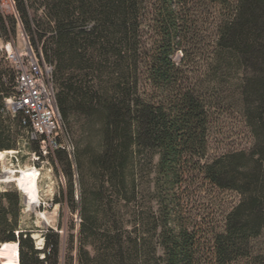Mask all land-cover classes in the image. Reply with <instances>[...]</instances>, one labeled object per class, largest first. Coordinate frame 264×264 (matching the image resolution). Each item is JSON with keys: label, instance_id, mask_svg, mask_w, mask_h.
<instances>
[{"label": "trees", "instance_id": "1", "mask_svg": "<svg viewBox=\"0 0 264 264\" xmlns=\"http://www.w3.org/2000/svg\"><path fill=\"white\" fill-rule=\"evenodd\" d=\"M13 1L52 66L66 131L76 118L96 127L99 140L95 148L74 145L73 160L64 150L50 158L67 177L61 195L72 209L73 169L81 176V222L65 256L62 236L51 228L36 246L21 225L22 195L12 187L0 191V246L17 243L18 264H264V241L259 252L250 248L264 236V0ZM230 71L238 75L253 143L207 160L210 116L198 78ZM15 76L0 66V151L21 141L37 150L23 112L1 114ZM156 155L161 210L145 216L137 208L138 175L141 159L152 163ZM193 174L240 196L222 228L206 237L186 225L176 198L175 189ZM85 175L96 190L86 188Z\"/></svg>", "mask_w": 264, "mask_h": 264}, {"label": "rangeland", "instance_id": "2", "mask_svg": "<svg viewBox=\"0 0 264 264\" xmlns=\"http://www.w3.org/2000/svg\"><path fill=\"white\" fill-rule=\"evenodd\" d=\"M0 13L3 24L0 22V66L8 65L13 70L16 69V60L23 58L26 48L35 52H41L40 44L36 48L31 40V36L26 31L23 21L19 16L13 0H0ZM31 19L41 23L42 16H30ZM33 22V21H32ZM43 22H45L43 20ZM21 54V56H19ZM205 54L201 55V58ZM200 58V57H199ZM182 59V53L177 51L173 60L178 64ZM22 61V60H21ZM24 61V62H25ZM199 61V60H198ZM197 73L200 70L196 69ZM198 90L205 99L209 111V131H208V150L205 159L210 160L221 154L249 150L253 143L252 134L243 117L238 94V75L230 71L227 75L207 74L198 78ZM55 89L57 84L54 82ZM6 98V97H5ZM5 98L2 102L5 106ZM9 107L1 110L3 117L7 113L12 115ZM70 135L74 145L79 148H95L98 146L97 128L89 125H81L76 118L70 122ZM23 141L20 142V145ZM14 150V149H13ZM16 158L6 154L0 160V178L4 171H13L11 177L19 175L20 171L31 166L30 155L27 146L21 147ZM6 151V150H4ZM204 159V160H205ZM146 157L141 159L142 166L138 175L137 208L143 215L151 216V213L158 216L161 210V195L156 189V165L158 155L153 158L152 163H147ZM50 166H45L38 179L39 196L36 205H24L22 209L21 225L32 231L35 244L41 248L43 243L42 233L47 228L59 231L62 236L61 258L67 253V239L69 234L76 237L81 222L80 216V174L73 169V188L74 200L76 204L72 209L64 195L68 192V180L61 168L59 161L50 159ZM84 185L87 189L96 190V185L92 178L84 176ZM12 187L18 190L15 181L0 182V189ZM176 198L180 204V211L188 227H195L203 237L211 232L219 231L224 224L226 212L235 205L240 196L234 190L221 189L212 185L205 177L193 174L186 175L180 187L175 189ZM136 208V209H137ZM129 207H122V212H128ZM127 219V218H126ZM128 220H130L128 218ZM131 221V220H130ZM130 226V223H126ZM264 236L254 238L250 243L251 251L256 253L261 250Z\"/></svg>", "mask_w": 264, "mask_h": 264}, {"label": "built area", "instance_id": "3", "mask_svg": "<svg viewBox=\"0 0 264 264\" xmlns=\"http://www.w3.org/2000/svg\"><path fill=\"white\" fill-rule=\"evenodd\" d=\"M24 56L27 57L25 62L23 58L15 62L17 70L14 86L5 98V106L11 109L12 114L23 112L25 118L22 123L28 125L31 138L38 142L37 150L27 148L26 153L31 159L29 168L37 171L39 179L45 166H50L48 170L51 171L49 161L57 150H64L73 160L74 144L56 105L52 66L44 61L41 52L37 55L28 47ZM25 145L23 141L17 149L9 150L8 155L16 158ZM17 191L22 195L23 206L28 205L24 192L19 187Z\"/></svg>", "mask_w": 264, "mask_h": 264}, {"label": "bare ground", "instance_id": "4", "mask_svg": "<svg viewBox=\"0 0 264 264\" xmlns=\"http://www.w3.org/2000/svg\"><path fill=\"white\" fill-rule=\"evenodd\" d=\"M10 151H0V160ZM13 171L10 169L4 171L0 182H8L13 180L17 186L24 192L28 205H36L38 203L39 186L37 171L32 168H26L20 171L16 177H11ZM0 261L2 264H18V245L15 242L3 243L0 246Z\"/></svg>", "mask_w": 264, "mask_h": 264}, {"label": "water", "instance_id": "5", "mask_svg": "<svg viewBox=\"0 0 264 264\" xmlns=\"http://www.w3.org/2000/svg\"><path fill=\"white\" fill-rule=\"evenodd\" d=\"M32 238H34L33 236H32ZM1 262V261H0ZM2 264V263H1Z\"/></svg>", "mask_w": 264, "mask_h": 264}]
</instances>
